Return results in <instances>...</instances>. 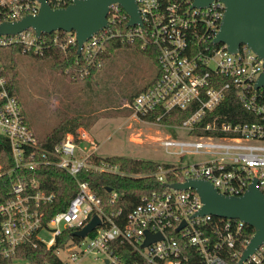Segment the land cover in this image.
Returning a JSON list of instances; mask_svg holds the SVG:
<instances>
[{
    "label": "built area",
    "instance_id": "1",
    "mask_svg": "<svg viewBox=\"0 0 264 264\" xmlns=\"http://www.w3.org/2000/svg\"><path fill=\"white\" fill-rule=\"evenodd\" d=\"M73 1L47 0L54 8ZM137 2L142 24L129 25L128 12L114 3L108 26L82 47L74 31L39 36L34 28H28L0 35V50L21 45L24 54L44 56L52 47L65 55L76 47L79 56L67 72L79 80L104 66L107 42L113 38L131 43L140 39L142 48L154 46L157 74L133 97L129 104L132 116L183 132L181 138L167 135L161 144L167 149L178 148V154H204L206 159L186 166L159 163L154 175L167 183V188L144 196L124 220L120 219L122 210L105 213L101 198L79 174L83 170L122 173L119 165L92 162L91 154L98 145L87 133H82L80 141L69 133L53 150L44 149L18 97L8 88L0 54V134L8 138L15 164L5 170L0 162V177L10 176V188L6 196H0V259L32 264L17 256L19 245L30 242L52 247L66 230L82 229L95 214L101 224L84 237L71 233L65 245L56 248L57 255L62 249L67 252L65 258L58 255L60 264H85L91 255L102 264H238L242 259L252 238L248 235L251 226L237 218L200 214L203 202L199 192L171 185L190 178L205 179L223 194L240 196L256 183L264 194V86L257 87L264 60L247 44L232 52L227 44L214 41L226 10L221 0L204 7L194 6L195 0ZM40 7V0H0L3 21L37 14ZM233 98L259 119L235 122ZM180 110L188 112L181 123L165 122ZM86 140L90 146L82 149L80 145ZM41 165L66 170L79 186L69 205L48 220L43 206L51 204L55 194L42 189L36 177L18 173ZM117 196L113 191L112 199ZM44 232L52 237L46 240ZM147 232L161 233L162 238L143 246ZM241 264H264V243Z\"/></svg>",
    "mask_w": 264,
    "mask_h": 264
},
{
    "label": "rangeland",
    "instance_id": "2",
    "mask_svg": "<svg viewBox=\"0 0 264 264\" xmlns=\"http://www.w3.org/2000/svg\"><path fill=\"white\" fill-rule=\"evenodd\" d=\"M4 66L12 72L10 49L0 50ZM16 96L36 135L46 137L61 121L71 119V133L78 141L87 133L96 142V154L103 158L126 156L186 166L206 159L204 154H178V148L161 144L167 135L181 138L183 132L132 116L133 97L157 74L156 63L133 46L116 47L91 79L71 80L53 66L50 57L17 55ZM66 134V135H67ZM82 149L90 146L83 141ZM49 240L52 235L44 232ZM67 252L59 250L65 258ZM25 260L17 264H25ZM85 264H102L93 255Z\"/></svg>",
    "mask_w": 264,
    "mask_h": 264
},
{
    "label": "trees",
    "instance_id": "3",
    "mask_svg": "<svg viewBox=\"0 0 264 264\" xmlns=\"http://www.w3.org/2000/svg\"><path fill=\"white\" fill-rule=\"evenodd\" d=\"M2 21L3 17L0 14V22ZM126 27L127 26L125 24L122 26L123 31ZM48 37H52V34L48 35ZM141 44L142 41L140 39L131 43L122 37L113 38L107 42V49L104 52V58L106 60L116 47L126 45L140 49L156 63L157 50L154 46L147 45L145 48H142ZM19 53H24L22 46H12L10 48V59L13 63L12 72L10 73L6 66H4L3 69V72L8 78V88L13 94H16V80L18 77L17 55ZM27 54L39 58H52L54 68L60 71L68 79L73 80L67 70L71 67L74 59L79 56L76 47L71 48L68 55H65L58 47H52L47 50L44 56L30 53ZM96 71L97 70H94L93 73L85 79L93 78ZM230 102L236 107L235 122H252L259 119L257 115L245 109L237 98H233ZM177 113L179 114L169 115L165 122L175 124L181 123L182 120L188 116L187 111L180 110ZM71 121L72 120L69 118L61 121L46 137L40 141V145L46 150H53L68 132L74 131V128L70 125ZM91 161L98 164L104 161L119 165L122 173L83 170L79 174V179L89 182L91 188L101 198L105 213L122 210L121 220H124L127 217L129 212L142 201L144 196L150 194L152 191L167 188V183L158 181L154 175V172L157 170L159 165L156 161L135 159L126 156L103 158L96 153L91 154ZM0 162L3 164L5 170H8L15 165L9 140L1 134ZM166 165L171 166L168 163ZM22 172L27 173L31 177H36L40 182L42 189H44L47 193L55 194L54 201L51 204L43 206L46 214L45 220H48L56 212L64 210L79 190L78 180L70 175L66 170L54 165H41L33 171H18V173ZM169 178H171L169 180H172V177ZM9 188L10 176L4 175L3 177H0V196H6ZM109 188H112V191H110ZM113 191L118 193V196L115 199H112ZM71 233V230H66L58 237L56 244L52 247H47L45 244L34 246L30 242L19 245L17 247L16 254L19 257L27 259L32 264H60L61 259L56 254L55 250L57 247L65 245V243L71 238ZM254 233L255 230L252 227H249L248 235L252 237ZM0 264H13V262L11 259H0Z\"/></svg>",
    "mask_w": 264,
    "mask_h": 264
},
{
    "label": "water",
    "instance_id": "4",
    "mask_svg": "<svg viewBox=\"0 0 264 264\" xmlns=\"http://www.w3.org/2000/svg\"><path fill=\"white\" fill-rule=\"evenodd\" d=\"M40 1L41 7L37 14H28L15 21L0 22V35L17 34L28 28H34L39 36L58 30L74 31L78 44L82 47L86 40L108 26L109 9L114 3H119L128 12L129 25L142 24L137 0H74L68 6L58 8L52 7L47 0ZM212 1L195 0L194 6L204 7ZM221 1L225 3L226 10L214 41L227 44L232 52H236L242 44H247L264 60V0ZM261 86H264V71L257 81V87ZM171 186L177 189H196L203 202L200 214L237 218L255 230L238 264L264 243V194L256 183L240 196L223 194L205 179L190 178ZM109 190L112 191V188ZM99 224L101 218L95 214L85 227L73 231L72 235L84 237ZM159 238H162L161 233L147 232L143 246Z\"/></svg>",
    "mask_w": 264,
    "mask_h": 264
},
{
    "label": "crops",
    "instance_id": "5",
    "mask_svg": "<svg viewBox=\"0 0 264 264\" xmlns=\"http://www.w3.org/2000/svg\"><path fill=\"white\" fill-rule=\"evenodd\" d=\"M26 117H27V120H28V122H29V124H30V126L33 128V126H32V124L30 123V121H29V118H28V116L26 115ZM33 130H34V128H33ZM35 131V130H34ZM39 138V137H38ZM41 139V138H40ZM43 139V138H42Z\"/></svg>",
    "mask_w": 264,
    "mask_h": 264
}]
</instances>
